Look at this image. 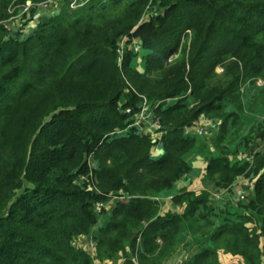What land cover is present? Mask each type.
Returning <instances> with one entry per match:
<instances>
[{"label": "trees", "instance_id": "trees-1", "mask_svg": "<svg viewBox=\"0 0 264 264\" xmlns=\"http://www.w3.org/2000/svg\"><path fill=\"white\" fill-rule=\"evenodd\" d=\"M46 1L0 0V264H162L185 222L209 229L224 209L209 191L182 189L184 213L161 214L158 195L190 172L196 148L215 186L242 175L255 186L239 201L248 213L228 218L189 264H220L221 249L264 264V116L245 121L264 109V0H67L30 34L11 31L21 7ZM130 35L148 51L143 70L130 52L119 61ZM145 98L157 138L132 119ZM203 116L220 121L211 139L185 133ZM243 140L248 158L232 162ZM111 196L94 251L78 246Z\"/></svg>", "mask_w": 264, "mask_h": 264}, {"label": "crops", "instance_id": "crops-1", "mask_svg": "<svg viewBox=\"0 0 264 264\" xmlns=\"http://www.w3.org/2000/svg\"><path fill=\"white\" fill-rule=\"evenodd\" d=\"M257 110L262 111L263 109H257ZM199 120L189 125L186 128L185 133H189V132L198 133V129L200 127ZM214 121H218V119ZM245 121L248 122V124L251 122L249 116L245 117ZM249 125H253V124L250 123ZM215 133H217V128L216 129L214 128L213 131L211 132H208L206 130L203 136L207 139H211L215 135ZM163 153H164V148L162 145H159V147L157 145V147L153 149L154 157H158ZM214 153H216V151H214ZM232 153L229 154V159L233 158ZM185 159L191 167L190 172L186 176H184L181 180H179L173 187L162 191L158 195V199L160 200V205H161V214L184 213L187 206L186 203L178 201L175 198L182 189H186L187 191H195V192H200L203 190L209 191L211 200H214V205L224 209L213 211V214L211 215V220L213 222L212 228L206 229L204 227L206 223L205 221H202V223H200V226L194 222H185L177 237L174 246V251L163 260L162 264H189L191 259L195 256V254L200 252L203 247L213 246L212 235L221 225L227 222L228 218L233 220H239V216L248 213V210H246L242 206H239L238 204L236 205L235 203H232L233 201L231 200L225 202V199L226 200L228 198L233 199L232 196L233 197L238 196V193L234 191L235 189L233 191L228 192L230 193L231 196L221 197L222 195L220 193L223 194L224 191L223 189H220L218 191L219 192L218 198L212 197V194L215 191V183L211 180L206 179L207 160L203 150L196 148L191 153L187 154ZM239 181L241 182L242 180L239 179ZM108 200H109L108 203H106V201L104 202L106 212L102 211V213L99 215L98 223L95 227H93L91 233L82 236L76 240L78 242L77 243L78 246L88 248V245H90V243L92 242V237L96 235L99 227L105 226L109 222V211L111 205L115 202L116 197L111 196L109 197ZM228 203L229 205H227ZM105 213L108 214L105 215ZM257 221L260 225H262V218L258 217ZM129 246L130 245L128 244L127 245L128 252H130ZM219 252H220V256H219L220 264H242V263L244 264L243 258L241 256L233 255L232 253L226 252L223 249H221Z\"/></svg>", "mask_w": 264, "mask_h": 264}, {"label": "rangeland", "instance_id": "rangeland-1", "mask_svg": "<svg viewBox=\"0 0 264 264\" xmlns=\"http://www.w3.org/2000/svg\"><path fill=\"white\" fill-rule=\"evenodd\" d=\"M66 1L67 0H53L47 6H44V5L33 6L31 8L32 10L30 9L29 11H24L25 7H21L18 10V13L14 17H12V19L9 21L8 26L10 27L12 32L19 31L22 36L28 35L39 25V23L45 21L48 17L59 13V11L64 7ZM70 7H71V2H70ZM14 10H17V7L12 9V11ZM149 16L150 14L148 13L146 17L148 18ZM119 47H120V51H117V54H118L120 62H122V60L124 59V55L127 52H130L133 58L132 59L133 65L137 69L143 70L144 68L143 56H145V54L148 51L142 47L140 38L136 37L135 35L126 36L123 40H121ZM217 70L218 72L221 71L220 68H218ZM250 96H251L250 94H247L246 99L250 98ZM151 108L152 107L150 105H146L147 113L143 115V114H139L138 112H136L134 113V116L132 117V119H135L136 121H138L137 119H140L143 122L142 124H144L146 130L152 132L153 137L157 138L161 136L163 132L159 124L156 125L158 123V120L156 116L154 115V112L152 111ZM256 111L251 112V113L250 111H247L246 112L247 114H245V116H249L251 120L250 123L254 125H256V123L261 121L264 116V109L262 111L261 110H256ZM199 121H201L204 124L205 131L207 130L208 132L213 131L214 128L216 129L217 125L220 123L219 120L214 121V119L205 117V116L201 117ZM249 124H248V127L250 126ZM206 126L208 127V129ZM262 144H264V141ZM239 145H241L240 147L238 146L239 149L237 148L235 152L233 153L231 152L233 155L232 156L233 158H230L232 162L247 160L248 151L253 147L252 145H250L249 148H246L245 147L247 146L246 140H243L242 142H240ZM156 147L157 146H155L154 149ZM213 149L214 148H212L211 151H213ZM215 155L217 156L218 152H216ZM239 179H241L242 181L240 182ZM239 179L236 180L229 187L219 188L215 186V191L213 192V194H216V195L212 194V197L218 198L217 193H219L218 191L220 189L224 190L223 194L220 193L222 194L221 197L231 196L230 193L228 192L233 191L235 189L234 191L238 193V196L236 197L232 196L233 199H230V198H228L227 200L225 199V202H228V200H231L233 201L232 203H235L236 205L238 204L240 206L239 201L242 199H239V198H241L243 195H246V198L248 199L249 196L253 194V190H254L253 187L255 185L252 186L250 184L251 180H254V178L248 175H242ZM108 201L109 200H106V203H108ZM212 202L214 203V200H212ZM98 205L96 207V210L98 208ZM230 205H231V202H230ZM218 208L220 207L218 206ZM107 214L108 213H105V215ZM92 241H94L93 237H92ZM75 243L77 244L78 242L76 241ZM88 249L91 251H94V249H91L90 245H88Z\"/></svg>", "mask_w": 264, "mask_h": 264}, {"label": "built area", "instance_id": "built-area-1", "mask_svg": "<svg viewBox=\"0 0 264 264\" xmlns=\"http://www.w3.org/2000/svg\"><path fill=\"white\" fill-rule=\"evenodd\" d=\"M53 0H49V1H46V2H43V3H39V4H34V3H29L28 5H26L25 6V8H24V11H29L33 6H37V5H44V6H47L49 3H51ZM79 5H81V3H79L78 2V0H71V7L72 8H76V7H78ZM32 10V9H31ZM125 38V37H124ZM123 38V39H124ZM122 39V40H123ZM120 45V44H119ZM117 51H120V47L118 48V50ZM177 55H173V56H171V59L172 58H175ZM221 69V71H222V68H220ZM263 83H264V81L261 79V78H259V79H257V81H256V85L257 86H261V85H263ZM245 88H246V93L247 92H249V90L251 91V90H254V88H256V86H253V85H251L250 83H247L246 85H245ZM248 90V91H247ZM251 93V92H250ZM146 105H149V103H148V101H147V99L145 98L144 99V101L143 102H141V104L139 105V107H140V110L138 111V113L139 114H146L147 113V110H146ZM152 109V108H151ZM151 111V110H150ZM126 113H128V114H131L132 113V108H127L126 109V111H125ZM142 115V116H143ZM138 121H136L135 120V125H141L143 122L140 120V119H137ZM158 120V123L156 124V125H158V124H160V122H159V119H157ZM199 125H200V127H199V129H198V134L199 135H204L205 134V127H204V124L200 121L199 122ZM250 184L252 185V186H254L255 185V179L254 180H251V182H250ZM224 191V190H223ZM218 194L219 193H217V196H218ZM215 195V194H214ZM222 195V194H221ZM239 199H242V200H244V199H247L246 198V195H243L241 198H239ZM103 208H105V203L104 202H101V203H99V205H98V208H97V213L100 215L101 213H102V210H103ZM160 241V240H159ZM90 247H91V249H95V242L94 241H92L91 243H90ZM88 249V248H87ZM136 259V258H135Z\"/></svg>", "mask_w": 264, "mask_h": 264}]
</instances>
